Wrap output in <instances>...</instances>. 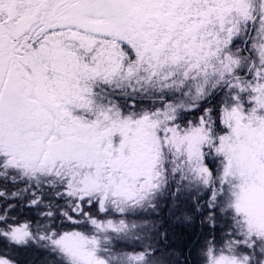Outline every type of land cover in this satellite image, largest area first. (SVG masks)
Here are the masks:
<instances>
[{"label": "snow or ice", "instance_id": "1", "mask_svg": "<svg viewBox=\"0 0 264 264\" xmlns=\"http://www.w3.org/2000/svg\"><path fill=\"white\" fill-rule=\"evenodd\" d=\"M28 252L264 264V0H0V264Z\"/></svg>", "mask_w": 264, "mask_h": 264}, {"label": "rangeland", "instance_id": "2", "mask_svg": "<svg viewBox=\"0 0 264 264\" xmlns=\"http://www.w3.org/2000/svg\"><path fill=\"white\" fill-rule=\"evenodd\" d=\"M177 231L179 232V231H181L180 229H177ZM22 254H25V253H22ZM18 259L20 258V256L18 255V257H17ZM26 261H28L27 259H26ZM21 264H23V263H21ZM25 264H27V263H25ZM38 264H40V256H39V261H38Z\"/></svg>", "mask_w": 264, "mask_h": 264}]
</instances>
